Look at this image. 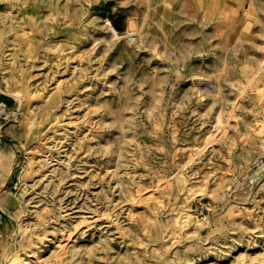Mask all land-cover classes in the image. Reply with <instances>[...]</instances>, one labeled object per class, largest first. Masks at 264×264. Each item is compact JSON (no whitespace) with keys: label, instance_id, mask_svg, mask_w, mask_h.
I'll return each mask as SVG.
<instances>
[{"label":"rangeland","instance_id":"obj_1","mask_svg":"<svg viewBox=\"0 0 264 264\" xmlns=\"http://www.w3.org/2000/svg\"><path fill=\"white\" fill-rule=\"evenodd\" d=\"M0 95V264H264V0H0Z\"/></svg>","mask_w":264,"mask_h":264},{"label":"built area","instance_id":"obj_2","mask_svg":"<svg viewBox=\"0 0 264 264\" xmlns=\"http://www.w3.org/2000/svg\"><path fill=\"white\" fill-rule=\"evenodd\" d=\"M109 22L112 24L110 20ZM106 24H109L108 21H106ZM15 116L16 111L12 110L9 103L0 95V147H4L7 142V129L10 127L11 123L16 120ZM14 187H17V183ZM1 219L2 213L0 210V222Z\"/></svg>","mask_w":264,"mask_h":264},{"label":"bare ground","instance_id":"obj_3","mask_svg":"<svg viewBox=\"0 0 264 264\" xmlns=\"http://www.w3.org/2000/svg\"><path fill=\"white\" fill-rule=\"evenodd\" d=\"M110 23V22H109ZM110 25H111V30H112V32L114 33V34H116V33H118V31H117V29H116V27L113 25V23L111 24L110 23ZM213 160L212 159H210V162H212ZM256 177L254 176L252 179L254 180ZM190 187H192V185L190 186ZM190 187H189V189H190ZM192 189V188H191ZM259 189H262L263 191H264V180H261L260 182H259ZM197 190H199V189H197ZM191 191V190H190ZM190 191H189V193H188V196H187V200L189 201V200H191V198H192V196H193V194L192 193H190ZM193 192H194V190H193ZM185 208H186V206H185ZM183 209V208H182ZM182 211V210H181ZM181 213V212H180ZM183 213V212H182ZM191 213L189 212V209L188 208H186L185 209V213L183 214V217L186 219V221L188 222V221H190V215ZM181 215V214H180ZM179 218H180V216H179ZM188 218V219H187ZM196 218V217H195ZM177 220V219H176ZM179 220V219H178ZM182 221V220H181ZM183 223H184V221H182ZM180 223V222H179ZM190 223V222H189ZM182 224V223H181ZM187 224V223H186Z\"/></svg>","mask_w":264,"mask_h":264}]
</instances>
